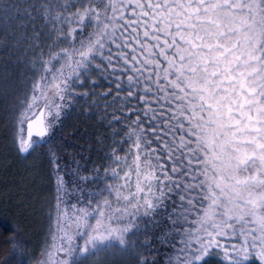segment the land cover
<instances>
[{"label":"snow or ice","instance_id":"6c2138e0","mask_svg":"<svg viewBox=\"0 0 264 264\" xmlns=\"http://www.w3.org/2000/svg\"><path fill=\"white\" fill-rule=\"evenodd\" d=\"M70 110L109 131L90 169ZM0 118L49 164L33 264H264V0H0Z\"/></svg>","mask_w":264,"mask_h":264},{"label":"trees","instance_id":"16d2710c","mask_svg":"<svg viewBox=\"0 0 264 264\" xmlns=\"http://www.w3.org/2000/svg\"><path fill=\"white\" fill-rule=\"evenodd\" d=\"M81 105L83 101H78ZM71 115L62 117V125L54 131L62 137L61 162L72 163L75 157L87 168L95 162H102L105 148L97 143L100 133L109 135L106 125L99 123L98 116L90 118L82 112L70 110ZM110 141H106V145ZM34 168L39 169L37 177ZM47 157L37 160L34 156L25 158L17 154L12 143V132L5 128L0 118V264H15V253L10 243L15 237L26 240L31 251L25 253L29 264L36 249L34 241L38 224L44 220L46 201L51 200L52 180L48 175Z\"/></svg>","mask_w":264,"mask_h":264},{"label":"rangeland","instance_id":"374dc122","mask_svg":"<svg viewBox=\"0 0 264 264\" xmlns=\"http://www.w3.org/2000/svg\"><path fill=\"white\" fill-rule=\"evenodd\" d=\"M48 224H49V220L46 215V212H44V220H42L41 223L38 224V229L40 232L38 233L36 240L34 241V245L36 249H34L33 251V256L36 254L37 250L41 247Z\"/></svg>","mask_w":264,"mask_h":264}]
</instances>
